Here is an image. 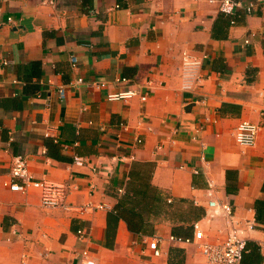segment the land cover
<instances>
[{
	"label": "crops",
	"instance_id": "0c3cea01",
	"mask_svg": "<svg viewBox=\"0 0 264 264\" xmlns=\"http://www.w3.org/2000/svg\"><path fill=\"white\" fill-rule=\"evenodd\" d=\"M218 1L0 0V264H79L82 248L99 264H211L195 228L223 241L224 203L241 264H264V0ZM183 52L200 60L188 89ZM241 120L260 125L251 146ZM18 154L67 186L68 208L4 184Z\"/></svg>",
	"mask_w": 264,
	"mask_h": 264
},
{
	"label": "built area",
	"instance_id": "2783aa9c",
	"mask_svg": "<svg viewBox=\"0 0 264 264\" xmlns=\"http://www.w3.org/2000/svg\"><path fill=\"white\" fill-rule=\"evenodd\" d=\"M53 1V0H48ZM213 1V0H209ZM219 9L223 13L232 14L236 7L240 6V1L236 0H219ZM251 4L246 6L250 10ZM6 22H12V18L8 17ZM2 23L0 22V25ZM247 41V40H246ZM71 65L74 67L76 64V57H70ZM198 58L190 56L187 52L182 54V88H191L193 78L195 77L194 70L199 65ZM121 80H124L122 78ZM77 82H81V78H77ZM59 96L63 97L64 91L60 87L58 89ZM138 95L135 89H126L110 93L107 95L108 99H128ZM140 99L144 101L145 95H140ZM260 125L249 120H241V122L234 129V138L239 145L251 146L255 143L256 137L259 133ZM79 162V161H76ZM9 179L4 182L11 190L27 191L29 188L38 189L41 191V205L45 207H63L69 206L64 202V196L67 190L66 185L51 184L43 179L34 178L27 168V162L23 155L18 154L13 157L9 172ZM19 179V180H18ZM208 206H217L213 199L208 200ZM106 207V205H99L98 208ZM84 209V208H83ZM221 209L228 217L230 228L223 241L219 243H209L203 240L202 231L196 226L194 238L197 240V247L200 253L211 264H241L242 257L246 249V239L238 227V222L233 220L232 207L228 203L221 204ZM248 227H252L250 222L247 223ZM82 231H78L80 236ZM171 239L181 240L179 237L170 236ZM157 240L149 242V247L153 250V254L159 255L160 251L156 247ZM79 264H99L96 260L90 257L89 251L82 248L78 253Z\"/></svg>",
	"mask_w": 264,
	"mask_h": 264
},
{
	"label": "trees",
	"instance_id": "16d2710c",
	"mask_svg": "<svg viewBox=\"0 0 264 264\" xmlns=\"http://www.w3.org/2000/svg\"><path fill=\"white\" fill-rule=\"evenodd\" d=\"M131 175H133V176H137V174H134V173H132L131 172V174H130V176ZM141 176H143V175H141ZM259 203H262V202H259ZM258 203V204H259ZM118 206L116 207L117 208V210L115 211V212H113L114 213V218L116 219V217L118 216V215H116L117 213H118V210L120 209V207H123V205H121L120 203L119 204H117ZM260 207H262V206H260V205H258L257 206V213L258 212H260ZM130 213H133L134 215H135V213H134V211L133 210H131V212ZM258 216V215H257ZM248 246V242L246 241V247ZM258 252V251H257ZM255 255H258V253H256V252H253ZM246 256V253L244 252V254H243V257H242V259H244V257ZM247 256H248V254H247Z\"/></svg>",
	"mask_w": 264,
	"mask_h": 264
}]
</instances>
